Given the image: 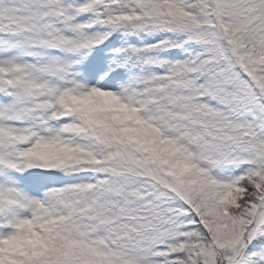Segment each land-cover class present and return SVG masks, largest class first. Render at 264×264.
<instances>
[{
    "label": "snow or ice",
    "instance_id": "1",
    "mask_svg": "<svg viewBox=\"0 0 264 264\" xmlns=\"http://www.w3.org/2000/svg\"><path fill=\"white\" fill-rule=\"evenodd\" d=\"M0 264H264V0H0Z\"/></svg>",
    "mask_w": 264,
    "mask_h": 264
}]
</instances>
